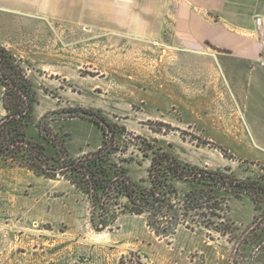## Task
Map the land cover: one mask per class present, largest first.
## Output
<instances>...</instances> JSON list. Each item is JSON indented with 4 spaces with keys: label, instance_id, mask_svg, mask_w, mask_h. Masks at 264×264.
<instances>
[{
    "label": "rangeland",
    "instance_id": "1",
    "mask_svg": "<svg viewBox=\"0 0 264 264\" xmlns=\"http://www.w3.org/2000/svg\"><path fill=\"white\" fill-rule=\"evenodd\" d=\"M184 5L0 0V47L20 59L36 92L28 135L53 156L55 147L38 133L45 127L75 159L102 142L80 112H100L126 129L113 159L126 161L137 184L150 164L138 147L264 184V111L246 108L236 87L237 60L196 38L201 31L188 26ZM254 20L261 30V17ZM2 93L0 86V117ZM227 198L230 239L184 226L157 237L145 216L123 209L98 231L87 197L68 181L0 161V264H264V251L242 244L257 216L253 203Z\"/></svg>",
    "mask_w": 264,
    "mask_h": 264
},
{
    "label": "trees",
    "instance_id": "2",
    "mask_svg": "<svg viewBox=\"0 0 264 264\" xmlns=\"http://www.w3.org/2000/svg\"><path fill=\"white\" fill-rule=\"evenodd\" d=\"M0 86L3 89L0 161L38 176L68 181L87 197L92 223L95 224V216L99 221L96 230L105 229L108 221L115 220L123 209L145 216L148 227L157 237H170L178 227L184 226L186 229L202 227L230 239L232 226L225 220L227 196L236 199L246 196L257 216L242 244L253 246L256 252L264 251V184L260 181H240L218 170L182 163L168 151L138 147L143 157L150 158V164L147 178L137 184L122 166L126 161L113 159L122 152L118 136L126 135V129L100 112L89 110L81 111V117L101 132V145L94 152L73 159L45 127L39 126V136L55 147V155H48L42 143L28 135V128L34 123L36 92L20 59L4 47H0ZM178 185H185L187 189L181 191Z\"/></svg>",
    "mask_w": 264,
    "mask_h": 264
},
{
    "label": "crops",
    "instance_id": "3",
    "mask_svg": "<svg viewBox=\"0 0 264 264\" xmlns=\"http://www.w3.org/2000/svg\"><path fill=\"white\" fill-rule=\"evenodd\" d=\"M184 4L182 9L188 12V26L201 31V36L196 38L207 40L237 60L236 87L239 95L242 89L241 96L247 104L246 108L263 112L264 0H184ZM257 16L261 17L263 23L261 30L255 24ZM211 19L217 21L212 22ZM256 31H262V34L257 36ZM192 38L195 40V32ZM212 57L217 62V58ZM221 62L223 73L228 74L229 65L224 58Z\"/></svg>",
    "mask_w": 264,
    "mask_h": 264
}]
</instances>
